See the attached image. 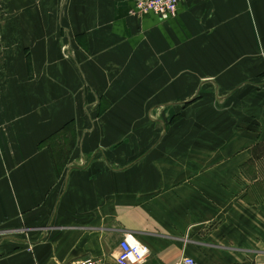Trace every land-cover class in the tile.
<instances>
[{"label": "crops", "instance_id": "crops-1", "mask_svg": "<svg viewBox=\"0 0 264 264\" xmlns=\"http://www.w3.org/2000/svg\"><path fill=\"white\" fill-rule=\"evenodd\" d=\"M134 3L0 0V264H264V0Z\"/></svg>", "mask_w": 264, "mask_h": 264}, {"label": "built area", "instance_id": "built-area-1", "mask_svg": "<svg viewBox=\"0 0 264 264\" xmlns=\"http://www.w3.org/2000/svg\"><path fill=\"white\" fill-rule=\"evenodd\" d=\"M187 0H135L134 8L130 13L143 15L153 13L162 17L174 16L178 5ZM149 255L148 247L140 242L132 233H125L119 242L118 252L112 259L106 260L102 257H88L73 260L67 264H146ZM173 264H197L187 255H183Z\"/></svg>", "mask_w": 264, "mask_h": 264}, {"label": "rangeland", "instance_id": "rangeland-1", "mask_svg": "<svg viewBox=\"0 0 264 264\" xmlns=\"http://www.w3.org/2000/svg\"><path fill=\"white\" fill-rule=\"evenodd\" d=\"M41 233V232H40ZM3 234V233H2ZM0 235V240L2 239V238H5V237H8V236H22L23 234L24 235H26L25 233H22L21 231L20 232H6V233H4L3 235ZM37 239V238H36ZM35 239V240H36ZM6 243H8V244H10V245H13V246H18V247H20V249H23V247H26V246H23V245H18V244H14V243H10V242H6ZM49 246H50V248L49 249H51V251H55V250H60L61 248H62V246H63V244L61 243V242H55V241H50V242H46ZM45 243V244H46ZM26 249H28V247L26 248ZM30 249V251H32V249L31 248H29ZM54 253V252H53ZM56 254V253H55Z\"/></svg>", "mask_w": 264, "mask_h": 264}]
</instances>
